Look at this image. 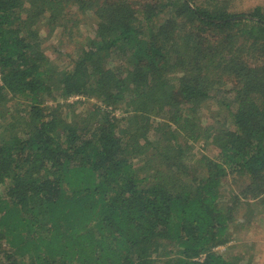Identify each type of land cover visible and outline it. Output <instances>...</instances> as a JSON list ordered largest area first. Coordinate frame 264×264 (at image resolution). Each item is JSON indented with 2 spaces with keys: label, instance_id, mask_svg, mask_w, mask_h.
<instances>
[{
  "label": "trees",
  "instance_id": "16d2710c",
  "mask_svg": "<svg viewBox=\"0 0 264 264\" xmlns=\"http://www.w3.org/2000/svg\"><path fill=\"white\" fill-rule=\"evenodd\" d=\"M258 205L263 8L0 0V264H247Z\"/></svg>",
  "mask_w": 264,
  "mask_h": 264
},
{
  "label": "rangeland",
  "instance_id": "374dc122",
  "mask_svg": "<svg viewBox=\"0 0 264 264\" xmlns=\"http://www.w3.org/2000/svg\"><path fill=\"white\" fill-rule=\"evenodd\" d=\"M232 4L234 6V10L236 12H248L251 9L255 7H261L264 10V0H232ZM88 24H91L90 21H88ZM87 24V25H88ZM85 34L90 33L91 30L89 27L84 26L83 27ZM43 36L45 37L46 32ZM58 41L56 36L50 37L48 41L44 43L45 49H47L46 53L49 55L50 60L59 65L66 64L65 58L59 57L52 46L57 45ZM53 51V52H52ZM68 51V47L67 50ZM77 98H71L69 102L75 101ZM90 103H95L94 100H91ZM87 107V103L84 102V105H78L77 106V113H81L85 111V108ZM215 110V109H214ZM213 108L211 111H214ZM119 114L118 112H116ZM205 114V113H204ZM206 116H203V118ZM208 120V118L202 119ZM199 147L201 148L202 145H197V152L199 150ZM202 149V148H201ZM207 152V155L210 157H213V152L210 149L205 150ZM231 177L226 179V183H231L232 187V181ZM233 188L238 191L239 188L237 187V184H233ZM252 214L250 215L248 213L247 218L251 220V224L247 225V227L244 224V227L241 225L237 226V232L236 236L233 238V240L229 243V247H219L218 252L220 253H238L240 257L244 260V263L247 264H264V207L261 205H258L255 207V209L252 210ZM249 220H244L243 223H247ZM242 221V219H241Z\"/></svg>",
  "mask_w": 264,
  "mask_h": 264
}]
</instances>
